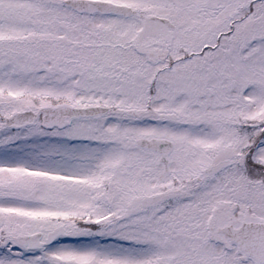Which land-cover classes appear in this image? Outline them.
I'll return each mask as SVG.
<instances>
[{"label":"snow or ice","instance_id":"1","mask_svg":"<svg viewBox=\"0 0 264 264\" xmlns=\"http://www.w3.org/2000/svg\"><path fill=\"white\" fill-rule=\"evenodd\" d=\"M0 264H264V0H0Z\"/></svg>","mask_w":264,"mask_h":264}]
</instances>
